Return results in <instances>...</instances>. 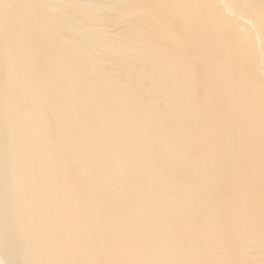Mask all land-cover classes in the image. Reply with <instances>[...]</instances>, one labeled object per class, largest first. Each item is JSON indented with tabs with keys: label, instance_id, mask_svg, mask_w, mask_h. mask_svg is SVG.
Returning a JSON list of instances; mask_svg holds the SVG:
<instances>
[{
	"label": "bare ground",
	"instance_id": "bare-ground-1",
	"mask_svg": "<svg viewBox=\"0 0 264 264\" xmlns=\"http://www.w3.org/2000/svg\"><path fill=\"white\" fill-rule=\"evenodd\" d=\"M0 264H264V0H0Z\"/></svg>",
	"mask_w": 264,
	"mask_h": 264
}]
</instances>
